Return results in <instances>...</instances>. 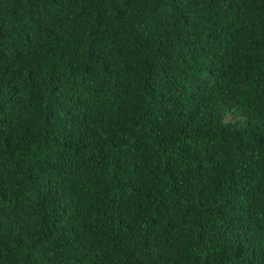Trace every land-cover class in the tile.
Listing matches in <instances>:
<instances>
[{"label": "trees", "instance_id": "16d2710c", "mask_svg": "<svg viewBox=\"0 0 264 264\" xmlns=\"http://www.w3.org/2000/svg\"><path fill=\"white\" fill-rule=\"evenodd\" d=\"M0 264H264V0H0Z\"/></svg>", "mask_w": 264, "mask_h": 264}]
</instances>
